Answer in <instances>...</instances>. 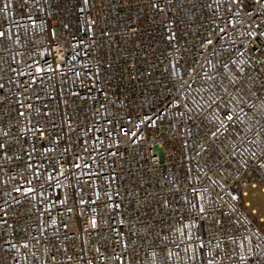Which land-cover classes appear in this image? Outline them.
I'll return each instance as SVG.
<instances>
[{
	"label": "built area",
	"instance_id": "built-area-1",
	"mask_svg": "<svg viewBox=\"0 0 264 264\" xmlns=\"http://www.w3.org/2000/svg\"><path fill=\"white\" fill-rule=\"evenodd\" d=\"M259 186L264 0H0V264H264Z\"/></svg>",
	"mask_w": 264,
	"mask_h": 264
},
{
	"label": "rangeland",
	"instance_id": "rangeland-1",
	"mask_svg": "<svg viewBox=\"0 0 264 264\" xmlns=\"http://www.w3.org/2000/svg\"><path fill=\"white\" fill-rule=\"evenodd\" d=\"M246 193L243 200L245 203H248L247 210L252 214V219L255 217L259 222L264 223V192L261 186L258 188L248 187ZM261 229L264 232V226Z\"/></svg>",
	"mask_w": 264,
	"mask_h": 264
},
{
	"label": "trees",
	"instance_id": "trees-1",
	"mask_svg": "<svg viewBox=\"0 0 264 264\" xmlns=\"http://www.w3.org/2000/svg\"><path fill=\"white\" fill-rule=\"evenodd\" d=\"M253 221L259 225V227L261 228L262 226H264V223L263 222H259L255 217H253Z\"/></svg>",
	"mask_w": 264,
	"mask_h": 264
}]
</instances>
